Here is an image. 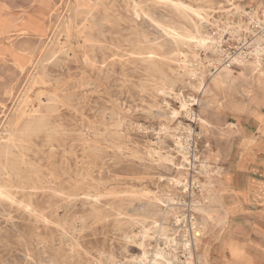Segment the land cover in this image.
<instances>
[{
  "label": "rangeland",
  "instance_id": "374dc122",
  "mask_svg": "<svg viewBox=\"0 0 264 264\" xmlns=\"http://www.w3.org/2000/svg\"><path fill=\"white\" fill-rule=\"evenodd\" d=\"M79 1L0 0V137L22 111L20 129L38 170L33 181L24 179L25 193L17 194L23 206L1 211L0 264H203L200 248L194 260L183 255L190 228L175 222L172 207L188 214L184 204L196 199L214 216L223 206L209 193L222 194V178L239 150L225 113L252 101L254 80L232 65L235 78L216 85L210 66H221L228 54L250 56L264 43V0ZM175 1L202 9L205 19L183 17ZM195 24L214 37L207 49L166 30L195 33ZM218 47L223 52L216 55ZM19 59L29 67L25 73ZM200 80L208 91L197 88ZM11 86L15 94L3 104ZM182 101L208 123L188 115ZM32 115L40 116L36 123ZM35 125L41 129L34 131ZM178 140L195 166L191 184L194 175L204 184L191 185L192 194L176 185L183 167ZM223 193L230 194L226 188ZM193 213L201 223V213ZM209 223L202 243L212 264H264L250 247L227 240L215 218Z\"/></svg>",
  "mask_w": 264,
  "mask_h": 264
},
{
  "label": "bare ground",
  "instance_id": "6f19581e",
  "mask_svg": "<svg viewBox=\"0 0 264 264\" xmlns=\"http://www.w3.org/2000/svg\"><path fill=\"white\" fill-rule=\"evenodd\" d=\"M79 1V0H78ZM95 1V0H94ZM135 1V0H134ZM201 1V0H200ZM176 2V1H175ZM97 4V3H96ZM233 4V3H232ZM79 5H83L82 2L79 1ZM177 6V7H176ZM175 7L179 8L180 11L182 12V16L186 17V15H190L193 14L196 17H198L199 19H205V16L203 14V10L200 8H194L191 5L185 4L183 2H176L175 3ZM96 8V7H95ZM98 8V7H97ZM100 8V7H99ZM137 8V7H136ZM215 8V7H214ZM91 10V9H89ZM105 11V9H104ZM179 11V10H178ZM106 12V11H105ZM214 13V12H213ZM95 14V13H93ZM92 14V16H93ZM140 14V13H139ZM206 14V13H205ZM90 15V14H89ZM104 15V14H103ZM147 15V14H146ZM77 16V15H76ZM84 16V15H83ZM87 16V15H86ZM85 16V17H86ZM91 16V15H90ZM95 16V15H94ZM102 16V15H101ZM109 15H106V17H108ZM113 16V15H112ZM137 16V15H136ZM140 16V15H139ZM82 17V16H81ZM98 17V15H97ZM105 16H103L102 18L104 19ZM105 17V19H107ZM84 18V17H82ZM87 19V18H86ZM91 19V18H90ZM96 19V18H94ZM99 19V17H98ZM140 19V18H139ZM73 22V21H72ZM77 22V21H76ZM91 22V21H90ZM98 22V21H95ZM100 22V21H99ZM117 22V21H116ZM205 22V21H204ZM118 23V22H117ZM67 24H69L67 22ZM77 24V23H76ZM100 24V23H99ZM5 27L7 28L9 25L6 23L5 21ZM91 25V24H89ZM103 25V23H102ZM78 26V24H77ZM82 26V25H81ZM97 25H95L96 27ZM105 26V25H104ZM196 26V30L197 32L193 33L191 30H188L190 28L184 29V30H179L178 28L172 27L169 29H166L167 32L174 37V39L182 41V40H190L192 42H194V44L196 46H200V47H204V48H208L210 46V44L212 43V40L214 39L213 36H211L210 34H204L201 33L200 30L198 29V26L195 24ZM71 27V26H70ZM68 28V27H67ZM101 28V27H100ZM164 28V27H162ZM69 29V28H68ZM80 29H83L82 27ZM86 29V28H85ZM102 29V28H101ZM21 30H26L25 28H22ZM71 30V29H70ZM98 30V29H97ZM39 32V34L42 36L44 33L42 30H37ZM92 32H95V30H91ZM101 31V30H99ZM231 31V30H230ZM69 32V31H68ZM78 32H80L78 30ZM102 32V31H101ZM67 33V32H66ZM100 33V32H99ZM80 34V33H79ZM86 34V32H85ZM92 34V33H89ZM105 34V33H104ZM103 35V34H102ZM65 36V35H64ZM67 36V35H66ZM65 36V37H66ZM95 37V36H93ZM156 37V36H155ZM262 38V36H260ZM95 39V38H94ZM259 39V38H258ZM53 40V39H52ZM106 40V39H105ZM74 41V40H73ZM75 42V41H74ZM102 44V43H101ZM159 44V43H158ZM220 44V43H219ZM222 44V43H221ZM216 45V44H215ZM161 46V45H160ZM61 47V46H60ZM95 47V45H94ZM62 49V48H61ZM100 49H102L100 47ZM218 50H216L215 54L218 55L217 52H223L222 47H218ZM44 52V49L42 50ZM41 51V53H43ZM95 51V50H94ZM94 51L92 53H94ZM102 51V50H101ZM215 51V50H213ZM57 52V51H55ZM59 52V51H58ZM96 52V51H95ZM104 54V51H102ZM101 52V53H102ZM140 52V51H139ZM219 52V53H220ZM63 53V51L61 52ZM134 54V53H133ZM142 54V53H141ZM186 55V54H185ZM150 56V55H149ZM168 56V55H167ZM55 57V56H54ZM59 56H57L58 58ZM96 57V56H95ZM165 57V56H164ZM56 58V59H57ZM54 59V58H53ZM143 59V58H142ZM196 59L197 61L199 60L198 54L196 55ZM61 60V59H60ZM221 60V59H219ZM218 60V61H219ZM8 61V60H7ZM35 60L34 59H30L31 64H33ZM58 61V59H57ZM64 61V60H63ZM62 61V63H64ZM149 61V60H148ZM17 62H19V69L21 71V73H25L26 71L29 70V67L27 68V66L25 64H23V61L21 59H19ZM42 62V61H41ZM217 62V61H216ZM221 62V61H220ZM53 63V61H52ZM61 63V62H60ZM153 63H151L150 65H152ZM199 64V63H198ZM53 65V64H52ZM59 65V63H58ZM159 65V64H158ZM185 65V64H184ZM214 65V64H213ZM223 67L217 69L214 73L210 74V77L212 78V82L214 84H221V83H226L231 79H234L235 77H233L232 73H233V69H232V65H238V66H242L243 69L242 71H240L241 75H248L251 78L254 79V76L256 73H261L264 74V43L259 42V46L257 47V49L255 50L254 54H251L250 56L248 55H244L243 51L239 52L237 55L235 56H230L229 59L225 62L222 63ZM154 66V65H153ZM154 67H158L157 65H155ZM59 68V67H57ZM149 68V67H147ZM201 69V67H200ZM152 70V69H151ZM160 70V69H159ZM158 70V71H159ZM155 71V70H154ZM203 73H206V71L202 70ZM36 72V71H35ZM45 72H47V70H45ZM48 73V72H47ZM46 73V74H47ZM193 75L197 74V71H193ZM202 73V75H203ZM49 74V73H48ZM162 74V72H161ZM164 74V73H163ZM40 76V74H38ZM167 75V73H166ZM51 76L50 74L47 76L49 77ZM45 77V75H44ZM52 77V76H51ZM149 78V77H148ZM162 79V78H161ZM168 79V78H167ZM200 79H204V77L200 78ZM51 80V79H50ZM56 80V79H55ZM177 80V79H176ZM57 81V80H56ZM55 81V82H56ZM164 81V80H163ZM166 81H164L165 83ZM168 83V82H167ZM175 85V83H174ZM206 83H204L203 80H200L198 83V89L199 90H204V91H208V87L205 86ZM154 87V86H153ZM15 86H11L10 88H8L5 91V95L6 98L5 100H3V104H5L4 101L10 100L13 98L14 94H15ZM145 88V87H144ZM156 89V88H154ZM153 89V90H154ZM147 90V88H146ZM158 90V89H156ZM165 90V89H164ZM155 91V90H154ZM145 92V91H144ZM148 92V91H147ZM156 92V91H155ZM162 92V91H161ZM181 92V91H180ZM250 92V91H249ZM152 93V91H151ZM167 94V93H166ZM154 95V94H153ZM170 95V94H169ZM155 97V95H154ZM157 97V96H156ZM49 98V97H48ZM68 98V97H67ZM52 99V98H51ZM50 99V100H51ZM157 99V98H156ZM43 100V99H42ZM41 100V101H42ZM49 100V101H50ZM155 100V99H154ZM194 101H196V98H193ZM46 101V100H45ZM44 102V100H43ZM151 105V104H150ZM149 105V106H150ZM153 105V104H152ZM18 107V106H17ZM153 108V106H150ZM142 108V107H141ZM151 108V109H152ZM181 108L185 109L187 111L188 115H195V118L197 120H199L201 123H208L207 120L202 117V116H197L196 113H194L192 111V109L190 108V104L187 103V101H182L181 103ZM33 109V108H32ZM36 109V108H35ZM76 109V108H75ZM150 109V108H149ZM21 113H18L17 116V121L16 123L13 124V126H9L6 131H7V135L4 136L2 135L0 137V219H1V212L3 208H7L9 209L10 213L13 212L15 209H19L21 208L23 205H21L19 203V200L17 198V194L20 192H24L26 189L27 185L26 183H24V179L33 181V179L35 178V174H37V169L36 167H34L31 164V160L28 158L29 151H32L33 148H31V145L29 144V142H27L28 140L25 139L24 137V132L23 130L20 129V122L21 120H24L22 111H20ZM152 112V111H151ZM196 112V111H195ZM179 110L174 109L173 110V114L177 115L179 114ZM36 114H38L36 112ZM153 114V113H152ZM161 114V113H160ZM158 115V114H157ZM166 115V114H165ZM152 116V115H151ZM40 117V116H39ZM38 116L36 117L35 115H32L31 119L35 122V120H37L39 118ZM154 117V116H153ZM47 118V117H45ZM104 118V117H103ZM191 118V117H190ZM44 119V118H43ZM48 119V118H47ZM45 120V119H44ZM40 122V121H39ZM38 122V124H39ZM36 123V122H35ZM46 123V122H45ZM49 123V122H48ZM42 124V123H41ZM40 124V127H42L43 129V125ZM118 124V123H117ZM48 125V124H47ZM31 127V125H30ZM29 127V128H30ZM38 126L35 125L34 131ZM38 127V128H40ZM112 127V126H111ZM47 128V127H46ZM31 129V128H30ZM41 129V128H40ZM54 129V128H53ZM33 130V129H32ZM37 130V129H36ZM203 130V129H202ZM31 131V130H29ZM27 132V131H26ZM33 132V131H31ZM37 132V131H36ZM34 132V133H36ZM200 132V131H199ZM49 135V134H48ZM116 135V134H115ZM121 135V134H120ZM190 135V134H189ZM105 136V135H104ZM178 136V135H176ZM50 137V136H49ZM113 137V136H111ZM119 137V136H118ZM122 138V136H121ZM128 138V137H127ZM189 138V137H188ZM51 139V138H50ZM107 140V139H106ZM155 140V139H154ZM157 140V139H156ZM161 140V139H160ZM159 141V140H158ZM185 141V140H184ZM51 142V141H50ZM108 142V141H107ZM155 142V141H154ZM153 142V143H154ZM164 142V141H163ZM160 142V143H163ZM49 143V142H47ZM52 143V142H51ZM59 143V142H58ZM177 143L180 145L181 147V152L183 154V162L181 163L183 165L181 171H179L178 177L176 178V185H182V191H189V193L193 192V189L191 187V185L194 186L195 182H199L197 176H193V181L191 184L190 178H189V171H190V166L191 169H195V166H193V163L189 160L188 156H187V147L184 143H182L180 140L177 141ZM114 144V143H113ZM118 146H122V145H118ZM85 147V146H84ZM15 149H17V151L15 152ZM121 149V148H120ZM65 152V151H64ZM140 157V156H139ZM140 159V158H139ZM203 168L207 169L205 170V174L208 173L209 174V164L207 161H203ZM91 164V163H90ZM163 165V164H162ZM189 165V167H188ZM221 171V170H220ZM219 172V171H218ZM4 177V178H3ZM40 177V176H39ZM3 180H6L7 183H2ZM195 180V181H194ZM23 181V182H22ZM20 183H23L20 184ZM204 185L203 183H200ZM207 183H205L206 185ZM23 186V188H21V186ZM202 185H200L202 187ZM208 185H210L208 183ZM192 194V193H191ZM102 195V194H101ZM76 196V195H75ZM89 196V195H88ZM170 197V196H169ZM221 194L219 192H210L209 193V198L210 200L213 202H216L218 200H220ZM156 199L158 197H155ZM32 199V198H31ZM160 199V198H159ZM171 199H173L171 197ZM23 200V199H22ZM161 200V199H160ZM21 201V200H20ZM23 202V201H22ZM32 202V201H31ZM176 201H174L175 203ZM92 205V204H91ZM168 205V204H167ZM30 206V204H29ZM184 206L187 207V209L189 211H191V213L189 212L188 214L185 212L179 213L177 209V207H172V209L174 210V217H175V222L177 223H187L188 222V226L190 228L189 233H187V231H185V235H183V239H182V248H183V255L186 256L187 259H195L196 257V248L197 249H201V253H200V260L203 262V264H209V249L208 247L203 244L202 242L204 241V237H206V234L209 230V226L210 223L208 224V221L210 218H215V224L216 225H225V221H226V211L223 207H220L214 211H216V215L212 216L211 211L208 210L206 207H204V205H201L196 199H192L189 203H185ZM209 206V205H208ZM147 208V207H146ZM24 210L31 212L29 210V208L27 206L23 207ZM193 211L195 212H200L202 215V221L201 223L198 221L195 213H193ZM224 211V212H223ZM167 214H169V212H166ZM165 213V214H166ZM139 217V215H138ZM10 218H13V216H10ZM132 219V218H131ZM146 219V218H145ZM108 220V219H107ZM134 220V219H132ZM131 220V221H132ZM148 220V219H147ZM165 220V219H164ZM135 221V220H134ZM214 221V220H213ZM81 222V221H80ZM145 222V220H144ZM125 223V222H123ZM135 223V222H134ZM129 224V223H128ZM132 224V223H131ZM137 224V223H136ZM143 224V223H142ZM158 224V223H157ZM145 225V224H144ZM174 225V224H172ZM186 225V226H187ZM160 226V225H159ZM158 228V226H156ZM145 228V227H144ZM148 229V228H147ZM155 229V228H154ZM75 230V229H74ZM157 230V229H156ZM164 230V229H163ZM178 230V229H176ZM165 231V230H164ZM164 233V232H163ZM143 234V232H142ZM146 234V233H145ZM67 235V234H65ZM149 235V234H148ZM158 236V235H157ZM161 237V236H160ZM143 238V237H142ZM167 238V237H166ZM75 239V238H74ZM41 240V239H40ZM134 243V242H133ZM74 245V243L72 244V246ZM141 245V244H140ZM143 245V242H142ZM169 246V245H168ZM167 247V246H166ZM165 247V248H166ZM74 248V247H73ZM161 248V247H160ZM72 249V248H71ZM157 250V249H156ZM72 251V250H71ZM144 253V257L146 255V252ZM163 253H161L162 255ZM72 256V255H71ZM156 256V253H155ZM50 259V258H49ZM53 259V258H52ZM197 260V259H196ZM53 261V260H52ZM150 261V260H149ZM54 262V261H53ZM177 262V261H176ZM52 263V262H51ZM55 263V262H54ZM170 263V262H169ZM180 264V263H179ZM183 264H188L187 260L183 261Z\"/></svg>",
  "mask_w": 264,
  "mask_h": 264
},
{
  "label": "crops",
  "instance_id": "0c3cea01",
  "mask_svg": "<svg viewBox=\"0 0 264 264\" xmlns=\"http://www.w3.org/2000/svg\"><path fill=\"white\" fill-rule=\"evenodd\" d=\"M255 76L249 89L252 101L225 113L235 128L228 133H238L239 150L234 165L222 178L221 200L227 240L250 247L252 257L259 259L264 258V74ZM224 188L229 195L223 193ZM237 250L232 248L233 253ZM208 260L212 264L210 250Z\"/></svg>",
  "mask_w": 264,
  "mask_h": 264
},
{
  "label": "built area",
  "instance_id": "2783aa9c",
  "mask_svg": "<svg viewBox=\"0 0 264 264\" xmlns=\"http://www.w3.org/2000/svg\"><path fill=\"white\" fill-rule=\"evenodd\" d=\"M226 55H227V54H226ZM226 55H225V56H226ZM228 55H229V54H228ZM228 55H227V57H226L227 59L225 60V62H226V61L229 59V57H230V56H228ZM216 63H218V62H216ZM216 63H215L214 66H210V72H211V73H214L217 69L221 68L222 64H221V66L218 67Z\"/></svg>",
  "mask_w": 264,
  "mask_h": 264
}]
</instances>
